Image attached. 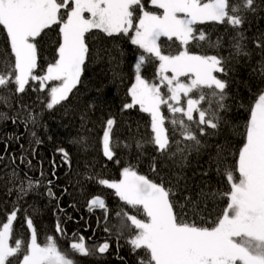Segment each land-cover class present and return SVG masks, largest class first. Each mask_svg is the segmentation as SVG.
<instances>
[{
    "label": "snow or ice",
    "instance_id": "1",
    "mask_svg": "<svg viewBox=\"0 0 264 264\" xmlns=\"http://www.w3.org/2000/svg\"><path fill=\"white\" fill-rule=\"evenodd\" d=\"M150 4L161 11L147 10L144 0H0V28L6 34L10 49L0 56V104L11 107L12 96L25 93L31 81L38 83L34 91L47 89L46 107L53 109L68 100L81 82L90 57L87 34L97 30L107 37H129L141 54L135 63V82L128 91L131 103L123 107L131 109L138 105L140 112L150 117L152 133L147 141L136 140L135 146L140 150L145 143L154 146L158 157H152L151 170L157 175H160L158 158L165 162L164 167L168 168L167 161H172V166L177 169L169 168L170 178L161 176L159 182L139 174L131 164L122 169L119 181L96 177L100 185L114 190L123 204L146 218L129 214L123 207L115 213L131 233L125 238L131 252L143 250L137 257V264H264V92L258 94L248 109L242 146L232 151L231 141L225 136L224 142L215 146L216 154L210 157V170L214 164L216 174L226 179L228 190L201 189L193 197L192 194L184 195L187 184L181 185L185 180L183 169L187 166L188 156L192 151L199 153L206 147L200 137L217 136L222 127H230V122L221 115L230 110L226 103L230 98L226 91L228 81L215 75H228L231 69L227 61L218 55L192 54L187 45L195 41L198 46L206 44L208 48H219L220 38L213 42L204 30L195 26L209 22L227 24L235 30L231 55L247 57L249 51L242 28L247 14L257 11V2L150 0ZM53 25L59 26L56 58L40 75L36 72L37 38L47 35L45 30ZM129 33L133 34L129 36ZM161 37L169 41L175 38L184 50L175 55L165 54ZM262 40L264 37L255 39L257 48L264 49ZM153 60L158 61L156 78L159 84L142 75L145 65ZM261 75L264 76V65ZM181 77H189V81L186 83ZM192 93L196 95L192 96ZM182 97L187 98L186 107L181 104ZM203 104L207 106L201 107ZM237 104L244 107L240 100ZM162 106L167 107L171 118L165 116ZM25 107L21 105L22 109ZM194 113L198 114V119L194 118ZM9 119L16 123L19 113L9 117L0 112V121ZM27 123L35 124L36 117L29 113L26 126ZM114 124V119H107L102 137L103 155L109 161L115 156ZM206 129L214 131L209 133ZM177 135L180 139H173ZM124 146L129 147L127 143ZM59 151L67 163L68 153L63 148ZM229 157L233 158L231 164ZM9 182L13 188H9L8 193L11 195L15 190L17 203L7 213L6 221L0 222V264H76L73 256L60 249L54 236L48 235L43 243L38 242V230L26 209L24 217L30 236L27 241L20 236L14 239V222L20 212L18 202L38 188L40 181H33L26 174L20 179L13 169ZM17 182L18 187L15 186ZM47 195L56 199L51 187L47 189ZM224 197L227 198L226 206L220 209L212 226L198 224L196 218L211 216L216 212L217 202ZM88 208L89 211L102 210L107 221L110 210L105 199L95 196ZM55 231L61 237L67 236L59 220ZM104 231L111 233L108 227ZM116 236L119 240L123 232L117 230ZM69 241L71 253L83 257L101 258L110 248L107 240L90 246L84 236L76 233Z\"/></svg>",
    "mask_w": 264,
    "mask_h": 264
},
{
    "label": "trees",
    "instance_id": "2",
    "mask_svg": "<svg viewBox=\"0 0 264 264\" xmlns=\"http://www.w3.org/2000/svg\"><path fill=\"white\" fill-rule=\"evenodd\" d=\"M256 2L257 11L247 14V20L242 28L246 37V50L249 51L247 57L231 55L234 51L231 45L235 30L227 24L209 22L195 26L204 30L213 42L220 38L219 48H208L206 44L198 46L195 41L187 45L188 51L192 54L218 55L227 61V66L231 69L228 75L224 76L221 73L215 75L228 81L226 91L230 98L226 103L230 110L221 115L230 122V127H222L217 136L200 137L206 147L199 153L192 151L188 156L187 166L183 169L185 180L181 181V185L187 184L184 195L192 194L195 197L201 189L227 191L229 188L226 179L216 174L214 164L210 170L209 160L216 154L215 146L223 143L225 136L231 141L232 151L242 146L244 140L242 133L249 118L248 109L258 94L264 92V76L261 75L264 49L257 48L254 43L257 37H264V2L262 0ZM144 4L147 10L161 11L153 8L150 0H144ZM45 31L47 35L42 34V38H37L36 72L40 75L46 72L49 63L54 62L60 39L58 25H53L51 29ZM131 35L132 33H129V36ZM87 36L90 57L86 61L81 82L73 89L68 100L49 110L46 107L49 99L47 89L34 91L33 88H38V83L30 81L25 93L12 96L11 107L0 104V112L7 113L9 117H16L19 113L16 123H12L11 119L0 121V222L6 221L7 213H10L17 203L15 190L11 195L8 193V189L13 188L9 178L12 170L16 169L20 179H24L26 174L33 181H40V186L18 202L20 212L17 221L14 222V239L20 236L27 241L30 236L24 217L26 209L38 230V242L43 243L48 235L54 236L60 249L73 256L76 264H137V257L143 250L135 254L131 252L125 240L131 233L115 213L123 207L129 214L146 218L123 204L115 196L114 190L100 185L96 177L109 181L119 180L122 169L131 164L139 174L159 182L161 176L165 179L170 178L169 168L173 171L177 169L172 166V161H167L168 168L164 167L165 162L158 158L157 171L160 175L151 170L152 157H158L154 146L145 143L142 150L135 146L136 140L147 141L152 136L150 117L140 112L137 105L131 109L123 107L131 103L128 91L135 77V61L141 50L132 45L127 36L107 37L97 30H93ZM160 43L165 54L175 55L184 50V46L175 38L169 41L161 37ZM6 50L10 51L6 34L0 28V56ZM157 66L158 61L154 60L146 64L142 75L145 79L159 84L156 78ZM162 91L166 93L167 89L162 88ZM191 95L195 96L196 93ZM186 99V97L181 98L182 106L186 105ZM237 100L243 102V108L239 107ZM21 105L26 107L22 109ZM206 106V104L201 105V107ZM162 111L165 116L171 118L166 106H162ZM29 113L36 117V123H27L26 126ZM109 118L115 120L112 141L116 146L112 161H109L102 151V136ZM194 118L198 119V114L194 113ZM166 127L171 129L170 124L166 123ZM206 131L210 133L214 130L206 129ZM169 135L171 137V131ZM173 139L180 137L177 135ZM126 143L129 147L124 146ZM61 148L68 153L67 163L64 162L63 155L59 151ZM21 158L24 160L23 163ZM116 160H119L118 164L115 163ZM232 162L233 158L229 157L228 163ZM205 172L207 175H204ZM15 186H19L18 182ZM49 187L56 199L47 195ZM95 196H100L106 201L110 210L107 221L102 210L89 211L88 204ZM226 203V197L220 199L217 202L216 212L211 216L205 215L204 219L197 217V223L211 227ZM57 220L60 221L67 236L61 237L56 233ZM105 227L110 228L111 233L105 232ZM117 230L123 232V237L119 240L116 236ZM73 233L84 236L90 246L107 240L110 244L108 253L101 258L83 257L71 253L69 237H72Z\"/></svg>",
    "mask_w": 264,
    "mask_h": 264
},
{
    "label": "rangeland",
    "instance_id": "3",
    "mask_svg": "<svg viewBox=\"0 0 264 264\" xmlns=\"http://www.w3.org/2000/svg\"><path fill=\"white\" fill-rule=\"evenodd\" d=\"M151 5V4H150ZM157 13H159V12H157ZM85 15L87 16L88 14L87 13H85ZM133 34V33H132ZM137 60V59H136ZM135 63H136V61H135ZM168 75H171V73H168ZM181 80L182 81H184V82H188L189 81V77H181ZM135 82V78H134V80H133V82H132V84ZM132 84H131V86H132ZM130 86V87H131ZM130 87H129V89H130ZM131 98V97H130ZM138 106V105H137ZM139 107V106H138ZM185 107H186V105H185ZM103 137V136H102ZM103 151V150H102ZM120 179H122V176L120 177ZM119 179V180H120ZM119 180H116V181H119Z\"/></svg>",
    "mask_w": 264,
    "mask_h": 264
}]
</instances>
